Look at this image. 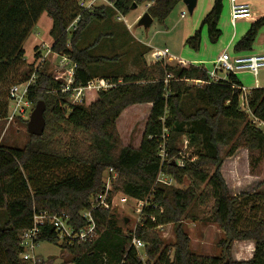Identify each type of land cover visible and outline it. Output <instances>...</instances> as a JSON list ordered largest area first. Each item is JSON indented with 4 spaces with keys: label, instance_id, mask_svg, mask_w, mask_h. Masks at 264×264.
Masks as SVG:
<instances>
[{
    "label": "trees",
    "instance_id": "obj_1",
    "mask_svg": "<svg viewBox=\"0 0 264 264\" xmlns=\"http://www.w3.org/2000/svg\"><path fill=\"white\" fill-rule=\"evenodd\" d=\"M111 1L116 10L103 6L82 11L76 0H0V87L23 61L25 43L44 14L52 19V54L67 56L76 64L75 87H84L95 78L116 84L109 91L88 89L82 104L73 105L70 94L62 92L61 83L46 67L34 72L37 78L30 87L28 101L33 105L45 103L46 129L42 137L30 136L22 149L0 146V264H25L20 237L33 227L35 214H65L76 229L85 228L87 221L82 214L92 210V202L103 192L104 174L110 169L118 177L108 202L118 193L146 202L140 214L142 222L133 233H127L113 210H92L95 237L85 243H61L68 264H264V217L255 218L262 212L259 200L264 204V193L231 195L221 172L224 158L219 155L222 145L230 148L226 157L243 147L249 151L252 173L261 167L264 132L249 114L264 122V88L249 92L245 112L241 107L243 85L237 75L213 82L204 66L170 65L164 61L147 65L151 49L134 41L119 54L115 44L119 35L110 40L117 46V50L113 47L114 56H103L102 42L110 36L99 30L95 42L84 47L93 28L106 25L117 13L127 16L134 4H151L147 12L163 24L183 0ZM72 2L76 9L68 13ZM224 4L225 0H214L200 29L185 41L186 47L198 53L205 28L209 42H219ZM77 18L80 20L70 34L68 29ZM262 28L264 16L251 24L234 52H251ZM124 34L130 35L128 30ZM35 49V59L39 60V48ZM128 57L142 63L137 74H124L123 59ZM120 60L121 67H110ZM106 64L109 75L97 76L95 69ZM91 93L96 97L88 101ZM187 99L192 100V110L186 107ZM143 104H151L152 108L141 145L138 149L126 147L117 121L127 108ZM185 137L193 149L188 157L187 153L181 155L179 145ZM163 147L165 160L160 155ZM207 150L210 153H205ZM179 160L183 167L178 165ZM69 166L82 169V175L69 174L57 181L45 178L51 170ZM162 172L178 186L186 181L189 184L185 188L162 184L158 182ZM251 200L257 204L250 205ZM210 202V216L204 220L224 233L218 243L221 254L216 257L194 254L182 226L184 220L195 217V206L208 207ZM168 225L175 227L176 242L172 245L157 233L158 228ZM134 238L143 242L145 259L133 246ZM234 241L255 243L251 260H232ZM38 242L57 245L60 240L54 227L48 226Z\"/></svg>",
    "mask_w": 264,
    "mask_h": 264
},
{
    "label": "rangeland",
    "instance_id": "obj_2",
    "mask_svg": "<svg viewBox=\"0 0 264 264\" xmlns=\"http://www.w3.org/2000/svg\"><path fill=\"white\" fill-rule=\"evenodd\" d=\"M246 1L247 0H240L241 3H246ZM254 1L258 3V9L264 11V0ZM213 5L214 0H198L194 12L190 13L187 6L182 1L163 24L155 20L150 28L145 29L138 25L142 16L145 13H148V3H143L127 16L123 17L117 13V15H114L106 25L101 24L95 29L93 28L87 41L84 43V47L92 45L95 42L99 30L100 33L110 36L109 38H104V42H102L100 53L103 56H114L113 47L114 50H117V46H113L111 42L112 36L115 37L119 35L115 40V44L118 45L119 54L125 52L127 45L129 46L133 44L134 41H137L151 49V53L146 56L147 65H152L157 62L151 55L153 52L167 49L170 56L192 63L187 65H193L194 63L192 61H197L200 63L194 64V66H204L209 72H212L217 65L220 53L222 54V52L226 51L225 53L229 54L231 58L238 55L234 52V46L232 48L227 47L229 39L232 37L231 35L234 31L236 32V30H238L240 36V33H243L244 30H248L251 25L247 24L246 21L240 20L237 22L238 25L233 27L231 24V16L227 11L228 0H225L224 11L219 23V28L223 30L221 39L218 43L211 44L207 38L208 34L207 29L205 28L202 31L204 41H202L201 49L198 53L194 52L185 46V41L200 29L203 19L211 11ZM69 6L68 13L76 9L74 2L70 3ZM182 14L185 15V18H182ZM51 28L52 19L44 14L35 26L32 35L25 43V56L23 61L15 66L5 84L0 87V146L22 149L29 142L30 135L27 131L28 123L26 122L29 121L35 105L29 102L30 106L27 108L25 119L18 117L12 123H9V90L11 87L24 83L31 78H33L35 82L37 76L34 72L36 70H43L45 67L54 78L55 72L58 70L57 67L61 60V56L49 54L46 63L40 62L41 59H35L36 47L39 48L38 53L40 54V58L43 55H47L48 47H52L54 41L49 35ZM106 28L107 30H104ZM128 28H130V32L135 38L132 35L127 36L124 34L125 30H128ZM72 31L73 30H70V34ZM257 46L258 49L264 48V30H261L259 33ZM123 61H125L122 67L124 74H137L141 67H143L141 62L139 64L135 63L132 57L124 58ZM161 61L170 65L178 64V61H171L168 58ZM106 66H109V64L95 69L97 76L106 77L109 75L110 72L105 69ZM121 66L122 60L115 62L112 66L110 65L112 69ZM225 74L226 73L219 72L221 78L226 77ZM250 78L254 81L252 77ZM257 79L262 85H264V68L259 70ZM88 97V101H91L96 96L94 93H91ZM191 103L192 100L187 99L186 107L189 110H192ZM241 107L243 111L248 112L247 107L243 105V101H241ZM150 111L151 105L143 104L131 106L122 112L117 121V129L124 146H130L135 149L140 147L149 120ZM249 118L250 120H255L250 114ZM253 122L255 124V121ZM255 126L257 127L256 124ZM187 129H191V127ZM188 142V139L185 137L184 141L179 144L181 146V152H183L186 146L189 147L185 152L187 153V157L193 152V149L190 148ZM229 149L228 146H220L219 155L224 158L221 172L231 195L239 196L244 193H264V162L256 173H252L249 151L241 147L236 151L234 156L226 157ZM205 153L208 154L210 151L207 150ZM82 172L83 170L79 167L69 166L57 170H51L50 174L45 178H48L50 181H57L69 174L82 175ZM159 177L171 187L185 188L189 184V182L186 181L184 185L178 186L174 179L166 174H162ZM116 195L117 199L116 201L114 200L115 206L113 212L119 220L120 226L127 233H133L136 226L142 222V217L138 213L139 205L133 199L129 200L127 204L121 205L118 201V196L120 194L118 193ZM259 202L263 213H257L255 218L264 217V204H262V201L260 200ZM253 203L254 201L251 200L249 204L251 205ZM254 204L256 205L257 203ZM211 209L212 202L209 203L208 207L195 206V209L192 211V215L195 217L193 219L184 220L182 223L184 231L190 237L191 251L196 255L216 257L221 254V249L218 247V243L220 240L224 239V233L216 224L204 220V217L210 216ZM125 219L127 220L126 223H124ZM157 233L168 245H172L176 242L175 227L173 225L160 227L157 229ZM61 243L62 242L57 245L46 242L39 244L36 248L35 254L40 257L42 261L41 264H68L69 257L61 248ZM253 244V241H234L230 252L232 260H251L255 251ZM141 253L143 259H145L143 250H141Z\"/></svg>",
    "mask_w": 264,
    "mask_h": 264
},
{
    "label": "built area",
    "instance_id": "obj_3",
    "mask_svg": "<svg viewBox=\"0 0 264 264\" xmlns=\"http://www.w3.org/2000/svg\"><path fill=\"white\" fill-rule=\"evenodd\" d=\"M77 6L82 11H93L96 8L107 6L115 9L114 4L111 0H76ZM230 5V16L231 24L233 27L236 26L237 22L240 20L251 21L254 19L253 12L247 3H241L240 0H228ZM151 4H148V8ZM116 10V9H115ZM182 18L185 15L182 14ZM80 19L77 18L74 23L69 27V31L75 29L76 24ZM121 20V18H120ZM49 54H52V48L48 47L47 55L41 56L40 62H46ZM152 57L155 61H161L164 59H169L171 61H178L179 64L187 65L182 59H178L170 56L169 51H155L152 53ZM264 68V54H254V55H244L238 54L234 58H231L229 54H222L217 61V65L212 72H209L210 78L213 82H218L220 80H226L230 74L238 75L240 73L248 72L254 77H257L259 70ZM55 72L54 79L61 83V90L63 93H69V101L73 105L82 104L84 92L88 89L100 91H109L116 87V84L109 82L103 78L93 79L86 86L75 87V69L76 64H74L67 56H61V60ZM219 72L226 73V77L221 78ZM33 78L11 87L9 90V114L8 121L12 123L18 117L25 119L27 114V108L30 106L28 101V94L30 87L34 84ZM242 97L243 105L247 107V98L249 91L242 87ZM28 116V115H27ZM255 124L257 128L264 132V122L255 119ZM188 146L185 147L181 155H184L187 151ZM161 157L163 160L166 159V152L164 147L161 150ZM180 167L184 166L182 160L178 161ZM164 175L162 172L160 175ZM105 185L103 192L96 198L91 204L92 210L96 209H106L113 210L115 206V201L117 196H115L111 202H108V197L113 187L114 181L117 179L118 174L110 169L104 174ZM158 182L166 184L167 182L162 181L159 177ZM115 200V201H114ZM131 200L128 196L120 194L118 196V201L121 205L127 204ZM139 205L138 213L141 214L146 202L136 201ZM92 210L83 212L82 216L87 221V226L85 228L76 229L71 224V218L65 214L62 215H50L47 212H41L35 214L33 220V227L23 233L20 237V246L22 249L21 259L25 264H41V259L35 252L36 248L39 246L38 240L41 238L43 230L48 227H54L55 231L59 236L60 242L66 241L69 244L74 242L85 243L92 240L96 235V223L92 217ZM133 246L141 251L144 249V244L137 238L133 239ZM143 258V257H142Z\"/></svg>",
    "mask_w": 264,
    "mask_h": 264
},
{
    "label": "crops",
    "instance_id": "obj_4",
    "mask_svg": "<svg viewBox=\"0 0 264 264\" xmlns=\"http://www.w3.org/2000/svg\"><path fill=\"white\" fill-rule=\"evenodd\" d=\"M246 3L250 6L253 15H254V19L251 21H246L247 24H252L255 21H257L258 19H260L261 17L264 16V11H261L260 9H258V3H256L254 0H247ZM225 6V5H224ZM227 11L230 14V5L228 3L227 5ZM238 24H236L237 26ZM235 26V27H236ZM251 26V25H250ZM130 27V26H129ZM220 29V28H219ZM236 29V28H234ZM221 30V29H220ZM249 30V29H248ZM248 30H244L243 33H240L241 35L239 36V32L238 30H236V32L234 31V33L231 35L232 37L229 39V42L227 44V47L232 48L233 46L235 47L236 43L248 32ZM261 30H264V28H262ZM128 31L130 33V35H132V33L130 32V28H128ZM223 33V30H221ZM134 37V35H132ZM135 38V37H134ZM208 38V37H207ZM259 38V35L257 37V40ZM257 40L256 43L253 47V50L251 52L248 53H242L244 55H254V54H264V48H260L258 49L257 46ZM202 41H204L203 36H202ZM227 50V49H224ZM226 51L222 52V54H224ZM221 53L219 54V57L222 55ZM152 55V54H151ZM218 57V58H219ZM194 64H198L200 62L197 61H192ZM186 64H192L191 62H187L185 61ZM193 64V65H194ZM240 82L242 83L243 87L246 88L249 92L253 89L256 88H264L262 85V83L259 82V80L257 79V77H254L252 74L245 72V73H240L237 75ZM252 77L254 79V81H252V79L250 78ZM151 105V104H150ZM152 108V105H151ZM253 247L255 249V243L253 244ZM253 257V255H252Z\"/></svg>",
    "mask_w": 264,
    "mask_h": 264
},
{
    "label": "water",
    "instance_id": "obj_5",
    "mask_svg": "<svg viewBox=\"0 0 264 264\" xmlns=\"http://www.w3.org/2000/svg\"><path fill=\"white\" fill-rule=\"evenodd\" d=\"M183 3L187 6L190 13H193L198 0H183ZM138 6L133 5L132 9L136 10ZM154 19L149 13H145L139 20L138 25L145 29H148L153 24ZM46 105L43 101H39L30 116L27 125V131L30 136L42 137L46 129V119H45Z\"/></svg>",
    "mask_w": 264,
    "mask_h": 264
}]
</instances>
